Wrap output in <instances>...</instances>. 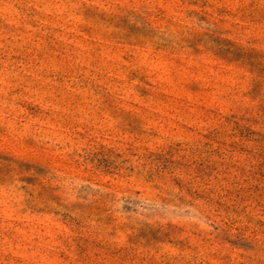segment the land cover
<instances>
[{
  "label": "rangeland",
  "instance_id": "obj_1",
  "mask_svg": "<svg viewBox=\"0 0 264 264\" xmlns=\"http://www.w3.org/2000/svg\"><path fill=\"white\" fill-rule=\"evenodd\" d=\"M0 264H264V0H0Z\"/></svg>",
  "mask_w": 264,
  "mask_h": 264
}]
</instances>
